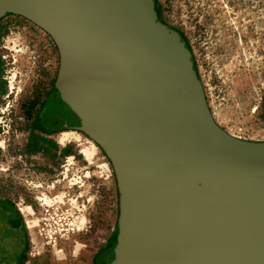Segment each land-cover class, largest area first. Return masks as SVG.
<instances>
[{
	"label": "water",
	"instance_id": "95a60500",
	"mask_svg": "<svg viewBox=\"0 0 264 264\" xmlns=\"http://www.w3.org/2000/svg\"><path fill=\"white\" fill-rule=\"evenodd\" d=\"M6 13L54 40L52 118L74 116L114 166L116 264H264V141L216 122L192 52L155 0H0ZM27 237L23 217L0 216V264L15 263Z\"/></svg>",
	"mask_w": 264,
	"mask_h": 264
},
{
	"label": "rangeland",
	"instance_id": "374dc122",
	"mask_svg": "<svg viewBox=\"0 0 264 264\" xmlns=\"http://www.w3.org/2000/svg\"><path fill=\"white\" fill-rule=\"evenodd\" d=\"M155 3L191 50L216 122L237 138L264 141V0ZM60 61L30 19L0 15V203L24 218L27 264H93L120 227L111 160L86 132L52 118L61 111ZM32 130H48L57 152H32Z\"/></svg>",
	"mask_w": 264,
	"mask_h": 264
},
{
	"label": "flooded vegetation",
	"instance_id": "af4514ba",
	"mask_svg": "<svg viewBox=\"0 0 264 264\" xmlns=\"http://www.w3.org/2000/svg\"><path fill=\"white\" fill-rule=\"evenodd\" d=\"M61 114L63 115L61 117L62 121L66 120V121H69L71 124L79 123L74 118V116H72V115L70 116L66 112H61ZM57 121H58V119H57ZM32 125H33V127H40L38 124L36 126V119L35 120L33 119ZM34 131H36V130H34ZM45 131L46 132H44V133H49L48 130H45ZM44 133L40 134V135L44 139H47L49 137V135H44ZM45 152H46V150L43 149V151L39 150L37 153H45ZM5 208H6V206L4 204L0 203V214H2V216L4 218H13V217H17L18 216L17 214L16 215L15 214L14 215H8V214L6 215L4 213V209ZM119 232H120L119 229L117 231H115V234L109 239V241L104 245V247L96 253V255L94 257L93 264H116V262H117V260H119L120 256L123 257V254H122L123 253V249L121 247L120 235H119L120 233ZM28 247H29V245H28V237H27L26 245H25L23 253L20 255L18 260L15 263H13V264H17V263L18 264H27V262H28V260H27ZM118 255H119V257H118Z\"/></svg>",
	"mask_w": 264,
	"mask_h": 264
},
{
	"label": "crops",
	"instance_id": "0c3cea01",
	"mask_svg": "<svg viewBox=\"0 0 264 264\" xmlns=\"http://www.w3.org/2000/svg\"><path fill=\"white\" fill-rule=\"evenodd\" d=\"M32 134H35L36 136H40L42 137L39 133H37L36 131H31L30 132V135H29V138H28V146L29 144L32 142V139H31V135ZM50 139H41L39 138L38 139V142H39V147H40V150L43 151V149H45L46 151H56L57 152V149H58V145H55L52 141H49Z\"/></svg>",
	"mask_w": 264,
	"mask_h": 264
},
{
	"label": "trees",
	"instance_id": "16d2710c",
	"mask_svg": "<svg viewBox=\"0 0 264 264\" xmlns=\"http://www.w3.org/2000/svg\"><path fill=\"white\" fill-rule=\"evenodd\" d=\"M41 138L45 140L43 137L36 136L35 134L31 135L32 142L29 144V148L32 152H38L40 150L38 139ZM66 154L69 153V151L66 149L64 151Z\"/></svg>",
	"mask_w": 264,
	"mask_h": 264
},
{
	"label": "bare ground",
	"instance_id": "6f19581e",
	"mask_svg": "<svg viewBox=\"0 0 264 264\" xmlns=\"http://www.w3.org/2000/svg\"><path fill=\"white\" fill-rule=\"evenodd\" d=\"M67 140V138L66 137H60L59 139H58V141H59V143H63V142H65ZM22 214L26 217L27 216V211H22Z\"/></svg>",
	"mask_w": 264,
	"mask_h": 264
},
{
	"label": "built area",
	"instance_id": "2783aa9c",
	"mask_svg": "<svg viewBox=\"0 0 264 264\" xmlns=\"http://www.w3.org/2000/svg\"><path fill=\"white\" fill-rule=\"evenodd\" d=\"M41 32L46 33L44 30H42L41 28H39L38 26H36ZM47 34V33H46ZM48 35V34H47ZM49 36V35H48ZM50 37V36H49ZM51 38V37H50ZM51 40L53 41V43L55 44L54 40L51 38Z\"/></svg>",
	"mask_w": 264,
	"mask_h": 264
}]
</instances>
